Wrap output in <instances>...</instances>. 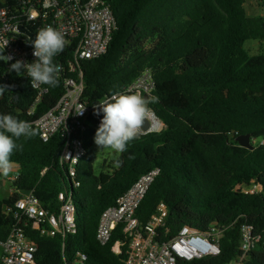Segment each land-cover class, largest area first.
<instances>
[{"label": "trees", "instance_id": "16d2710c", "mask_svg": "<svg viewBox=\"0 0 264 264\" xmlns=\"http://www.w3.org/2000/svg\"><path fill=\"white\" fill-rule=\"evenodd\" d=\"M105 1L114 12L118 31L105 56L83 64L91 127L85 138L87 154L79 166L80 188L71 189L59 165L62 135L48 143L40 135L21 138L23 151L11 157L18 167L11 180L12 193L0 206H10L18 191H34L42 203L58 209V196L64 192L75 204L79 231L70 236L67 259L58 245L54 250L41 249L38 264H70L76 252L87 255L88 264H126V245L122 255L113 252L117 242H125L124 226L102 246L97 239L100 219L142 176L157 169L160 174L137 213L142 224L165 202L169 217L161 239L172 238L183 227L206 233L216 224L224 231L220 255L180 264H230L239 259L243 224L254 226L262 237L248 264H264V148L252 151L237 142L241 136L264 137V35L261 53L252 56L245 49L255 39L245 9L247 0ZM59 55L54 63L64 66L65 56ZM9 68L0 60V85L10 86L0 97V114H12L36 126L64 95L68 72L59 74V86L45 85L48 92L30 115L38 91L23 73ZM145 70L156 73L153 96L158 103L149 107L165 130L130 141L114 167L96 175L92 126L103 117L102 112L95 114L96 104L104 96L124 91ZM3 178L0 174V181ZM251 180L262 187L261 192L235 191L238 184ZM11 223L5 209L0 216V239L7 238Z\"/></svg>", "mask_w": 264, "mask_h": 264}, {"label": "built area", "instance_id": "2783aa9c", "mask_svg": "<svg viewBox=\"0 0 264 264\" xmlns=\"http://www.w3.org/2000/svg\"><path fill=\"white\" fill-rule=\"evenodd\" d=\"M48 24L64 33L66 53L63 51L60 55L65 56L66 63L64 66L60 63L59 66L60 73L67 70L68 75L63 79L66 90L57 106L38 119L35 125L39 127L40 137L45 143L62 135L58 162L66 171L71 189L78 190L81 186L78 180L79 166L87 154L85 138L91 127V113L84 99L83 64L98 60L108 53L118 24L110 4L105 0H0V51L13 57L7 64L11 65L17 59L34 62L36 58L33 56L31 34L36 37L37 31ZM21 72L31 83L26 70L22 69ZM155 75V72L145 70L128 88L140 91L145 97L153 96L157 88ZM34 89L38 91V97L30 108V115L34 114L37 104L48 92L45 85ZM82 107H85L83 115H78L76 111ZM101 120L92 126L95 130ZM148 120L151 132L163 130L164 124L152 110ZM257 140H252L253 146ZM257 147L264 148V137ZM46 172L47 169L43 175ZM159 174L160 171L156 169L142 176L117 199L114 206L102 214L97 235L99 243L107 246L117 228L124 226L125 242H117L113 252L116 256L122 255L126 245V264H180L220 255V240L224 231L219 230L216 224H212L206 233L183 227L172 238L161 239L169 217L165 202L158 204L156 212L146 224L140 222L138 210ZM235 191L254 195L261 192L262 187L251 180L246 184H238ZM58 202V209H54L42 203L34 191H18L17 199L6 208V215L12 217V223L7 238L0 239V264H38L37 253L46 249L43 242H57V239L64 260L68 258V240L79 231L76 207L72 198L64 192L59 194ZM166 233L169 231L166 230ZM261 242L262 237L257 229L243 224L240 229L241 256L230 264H248L249 255ZM88 262L87 255L76 252L70 264Z\"/></svg>", "mask_w": 264, "mask_h": 264}, {"label": "clouds", "instance_id": "9594fccd", "mask_svg": "<svg viewBox=\"0 0 264 264\" xmlns=\"http://www.w3.org/2000/svg\"><path fill=\"white\" fill-rule=\"evenodd\" d=\"M33 47L34 62L27 63L17 59L10 65L9 71L22 75L25 69L31 78L33 88L48 85L52 88L59 86V73L61 67L54 63V57L62 53L67 41L64 33L52 24L41 27L31 42ZM6 45H4L5 48ZM0 51V60L8 62L13 59L11 55H4ZM8 85H0V97ZM158 103V97H145L140 91L126 88L124 91L113 92L104 96L96 104V113H103V117L94 137L95 143L101 148H110L115 152L127 151L130 141L138 139L144 130L145 122L151 112L150 104ZM85 107L76 111L83 115ZM40 135L38 126L19 119L12 114H0V174L7 176L14 168L11 159L15 151H23V143H18L21 138L31 139Z\"/></svg>", "mask_w": 264, "mask_h": 264}, {"label": "rangeland", "instance_id": "374dc122", "mask_svg": "<svg viewBox=\"0 0 264 264\" xmlns=\"http://www.w3.org/2000/svg\"><path fill=\"white\" fill-rule=\"evenodd\" d=\"M255 0H247L246 1V12H248L249 17L253 18L254 16H264V3H256ZM245 49L248 53L255 56L261 53V48L259 49V42H256L254 40L248 41L245 45ZM260 51V53H259ZM165 130V125L163 127V130ZM261 143V139L257 140V143L254 147H257L258 144ZM97 146V160L95 164V174L99 175L101 172H108L110 169V166L114 167V162L120 157V153L113 151L110 148H101L96 144ZM17 172H15L16 174ZM4 176L3 185L2 188H0V201H4L11 196V188H12V181L8 180V177ZM66 180L68 181V177L66 174H64ZM2 214V211L0 209V215ZM70 239V238H69ZM69 242V240H68ZM43 247L46 249H57L58 243L55 241H44ZM70 252V251H69Z\"/></svg>", "mask_w": 264, "mask_h": 264}, {"label": "crops", "instance_id": "0c3cea01", "mask_svg": "<svg viewBox=\"0 0 264 264\" xmlns=\"http://www.w3.org/2000/svg\"><path fill=\"white\" fill-rule=\"evenodd\" d=\"M256 2V1H254ZM258 3V2H256ZM246 5V4H245ZM246 9V8H245ZM247 11V10H246ZM247 13V16H248V20H249V27H250V32L253 36H255V39L254 41L256 42H259V49H260V45H261V41H260V38L264 35V16H254L253 18H250L249 17V14L248 12ZM246 45V44H245ZM260 53V51H259ZM253 56V55H252ZM43 117V116H42ZM41 118V117H40ZM39 118V119H40ZM18 171V167L17 166H14L13 170L9 173L10 176L8 177V180H12L14 179L16 176H15V172ZM3 182L4 180L2 179L0 181V188H2V185H3ZM11 192H12V189H11ZM10 197V196H9ZM7 200V199H6ZM5 201V200H4ZM0 202H3V201H0ZM0 209L2 211V214H4L5 212V209L6 207L2 208L0 206ZM1 214V215H2ZM0 215V216H1Z\"/></svg>", "mask_w": 264, "mask_h": 264}, {"label": "water", "instance_id": "95a60500", "mask_svg": "<svg viewBox=\"0 0 264 264\" xmlns=\"http://www.w3.org/2000/svg\"><path fill=\"white\" fill-rule=\"evenodd\" d=\"M21 31L25 32V30L23 28H20ZM29 35L31 33H28ZM32 35V41L35 40V36L33 34ZM148 97V96H146ZM151 123L150 121H146L145 122V125H144V130L143 132L144 133H150L151 131ZM237 142H239L240 146L243 147V148H246V149H249V150H254V146L252 144V137L250 135H247V136H241L239 138H237Z\"/></svg>", "mask_w": 264, "mask_h": 264}]
</instances>
